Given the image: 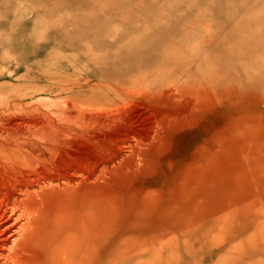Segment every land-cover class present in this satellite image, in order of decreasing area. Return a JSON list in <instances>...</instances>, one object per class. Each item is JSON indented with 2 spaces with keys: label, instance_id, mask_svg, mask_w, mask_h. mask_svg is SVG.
Returning a JSON list of instances; mask_svg holds the SVG:
<instances>
[{
  "label": "rangeland",
  "instance_id": "374dc122",
  "mask_svg": "<svg viewBox=\"0 0 264 264\" xmlns=\"http://www.w3.org/2000/svg\"><path fill=\"white\" fill-rule=\"evenodd\" d=\"M28 193L80 264H264V0H0V214Z\"/></svg>",
  "mask_w": 264,
  "mask_h": 264
},
{
  "label": "bare ground",
  "instance_id": "6f19581e",
  "mask_svg": "<svg viewBox=\"0 0 264 264\" xmlns=\"http://www.w3.org/2000/svg\"><path fill=\"white\" fill-rule=\"evenodd\" d=\"M27 196L0 214V264H80L79 252L61 228H50L48 211L34 204L35 195Z\"/></svg>",
  "mask_w": 264,
  "mask_h": 264
}]
</instances>
